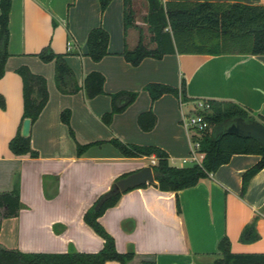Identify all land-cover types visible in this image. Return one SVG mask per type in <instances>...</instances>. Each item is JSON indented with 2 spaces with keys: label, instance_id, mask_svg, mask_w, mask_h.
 I'll list each match as a JSON object with an SVG mask.
<instances>
[{
  "label": "crops",
  "instance_id": "0c3cea01",
  "mask_svg": "<svg viewBox=\"0 0 264 264\" xmlns=\"http://www.w3.org/2000/svg\"><path fill=\"white\" fill-rule=\"evenodd\" d=\"M208 1L264 4V0ZM98 25L109 33L108 53L93 60L86 54V37ZM8 26L9 55L0 77L5 98V107L0 108V190L10 189L18 176L22 205L16 215L0 217V245L25 251H96L103 238L85 223L83 212L112 188L117 176L155 159L153 154L126 157L110 138L158 145L167 151L171 164L183 165L189 162L183 161L189 155V136L180 115L182 110L192 111L194 99L232 100L264 115V53L175 51L159 58L145 56L133 65L120 53L138 40L135 26L124 27V0H109L103 9L99 0H11ZM47 44L65 53L78 84L90 70L102 72L104 92L93 97H86L82 89L61 92L54 81L53 61L37 56ZM21 64L45 76L49 93L30 124L37 156L16 155L8 147L22 114V82L15 71ZM182 79L186 94L182 105L176 93L151 100L144 88L150 81L179 88ZM138 86L142 88L131 103L135 104L104 124L101 114L110 107L109 93ZM68 106L77 141L92 142L80 154L60 119V111ZM148 108L156 120L151 129L143 130L137 115ZM259 157L233 153L206 178L177 192L159 189L155 179L129 188L99 220L114 236L117 250L135 251L127 264H141L143 258H153L157 264H203L214 258L223 235L234 252H264V166L241 191L243 172ZM255 214L259 237L241 241L243 226ZM105 264L119 262L112 259Z\"/></svg>",
  "mask_w": 264,
  "mask_h": 264
},
{
  "label": "trees",
  "instance_id": "16d2710c",
  "mask_svg": "<svg viewBox=\"0 0 264 264\" xmlns=\"http://www.w3.org/2000/svg\"><path fill=\"white\" fill-rule=\"evenodd\" d=\"M101 9L109 0H99ZM143 15L149 31L148 45L139 36L132 48L126 46L120 52L131 64H138L145 56L159 58L164 53H264V4L224 1L195 0H145ZM11 0H0V77L5 71V62L9 55V11ZM136 9L133 0H124V27L137 26L134 21ZM108 31L101 25L92 27L86 37V54L93 60H99L108 53ZM37 56L43 61H53L54 81L63 93H72L82 89L86 97H93L104 92V75L99 70H90L82 84H78L74 71L65 58V53L55 52L49 44L43 46ZM22 82V114L15 133L8 140V147L16 155L29 154L37 156L38 151L31 145L30 134H21L22 120L29 117L35 121L48 100V89L44 75L33 72L26 64L15 68ZM151 100L165 92L178 94L186 99L185 81L181 80L179 88L168 83L150 81L144 85ZM110 109L102 113L101 119L109 123L115 112L124 110L137 96V91L121 89L109 93ZM209 110L203 111L208 126L200 131V149L203 157L200 163L188 162L174 165L169 162L168 153L155 144H138L126 142L118 137L110 138L111 143L126 157L151 155L155 163H151L155 185L161 190H173L192 186L199 180L227 162L233 153H257L259 159L242 174L241 191H244L249 179L264 166V145L253 136H245L236 132L220 129L212 130V126L227 119L243 117L250 120L254 117L264 123V115L232 100L208 98ZM5 107V98L0 93V108ZM255 115V116H254ZM60 119L70 126V108L60 111ZM156 120L151 108L139 112L138 125L143 130L153 127ZM92 142L81 144L76 142L77 154H80ZM124 172L115 181L128 174ZM114 181V182H115ZM142 183L138 186L145 185ZM132 188V187H130ZM19 177L17 176L10 189L0 190V217L16 215L22 205ZM120 190H107L98 195L83 212V220L103 238V245L96 251L69 248L66 251H25L0 245V264H105L107 260H117L119 264L127 262L135 254L134 250L119 251L115 246L114 236L100 222L99 216L116 204ZM176 211L180 213V203L176 195ZM255 214L247 222L239 239L250 242L259 237L256 229ZM141 264H157L153 258H143ZM203 264H264V252H234L227 235L217 242V253L211 261Z\"/></svg>",
  "mask_w": 264,
  "mask_h": 264
},
{
  "label": "water",
  "instance_id": "95a60500",
  "mask_svg": "<svg viewBox=\"0 0 264 264\" xmlns=\"http://www.w3.org/2000/svg\"><path fill=\"white\" fill-rule=\"evenodd\" d=\"M228 125L224 126L222 129L227 131H232L239 133L245 136H253L259 142L264 145V123L259 119H251L246 120L243 117H235L232 119ZM31 120L29 117H25L22 120L21 125V134L28 135L30 130ZM154 180V174L152 170V166L150 164H146L140 167L137 170H134L125 176L118 178L111 190H120L124 191L129 189L130 187L138 186L142 183L151 182Z\"/></svg>",
  "mask_w": 264,
  "mask_h": 264
},
{
  "label": "built area",
  "instance_id": "2783aa9c",
  "mask_svg": "<svg viewBox=\"0 0 264 264\" xmlns=\"http://www.w3.org/2000/svg\"><path fill=\"white\" fill-rule=\"evenodd\" d=\"M178 98L182 105L184 100L180 91L178 92ZM209 108L210 103L207 99L196 98L193 100L192 111L189 109L181 111L180 122L189 136V155L183 159L184 162H201L203 152L200 149L199 134L208 126L203 111L209 110ZM151 163H155V159H152Z\"/></svg>",
  "mask_w": 264,
  "mask_h": 264
},
{
  "label": "rangeland",
  "instance_id": "374dc122",
  "mask_svg": "<svg viewBox=\"0 0 264 264\" xmlns=\"http://www.w3.org/2000/svg\"><path fill=\"white\" fill-rule=\"evenodd\" d=\"M133 4H134V8L136 9V13H135V17H134V21L136 22L135 24L137 25L136 26V33H137V35H138V38H139V36H141V38H142V41L144 42V43H147L148 45H151L152 44V42H151V40H150V36H151V32L149 31V29H148V27H147V24H146V22H144V19H143V15H144V12H145V8H146V6H145V0H133ZM53 67H54V63H53ZM139 88H120V89H117V90H115V91H118V90H121V89H127V90H135V91H137V96H138V94H139V90L142 88L141 86H138ZM115 91H111V92H115ZM110 92V93H111ZM137 96H136V98H137ZM109 98H110V95H109ZM139 98V97H138ZM135 100V99H134ZM132 103V102H131ZM131 103H130V105H131ZM133 104H135V102L133 103ZM133 104L131 105V106H133ZM128 108H129V105L127 106ZM127 107L125 108V109H127ZM68 108H70V126H71V128H72V132H73V135H71L70 133H69V130H68V126L66 125V127H67V131H68V134L71 136V138L72 139H75L76 140V142H78L77 141V139H76V132H75V127L73 126V124H72V121H71V115H72V109H71V107L70 106H68ZM109 109H110V107H109ZM108 109V110H109ZM124 109V110H125ZM124 110H122V111H119V112H115L114 114H113V116H112V118H111V121H112V119L114 118V116L117 114V113H120V112H123ZM104 113V112H103ZM102 115V114H101ZM255 116V115H254ZM180 117H181V115H180ZM252 119H258V118H256V117H254V118H252ZM102 120V119H101ZM251 120V119H250ZM110 121V122H111ZM233 120L232 119H227V120H225V121H223V122H220L219 124H216V125H214V126H212L211 128H212V130H214L215 132L216 131H218V130H220V129H222L224 126H226V125H228L230 122H232ZM102 122L104 123V124H107V123H105L103 120H102ZM109 122V123H110ZM108 123V124H109ZM182 126V125H181ZM30 138H31V131H30ZM79 143H81V144H84V143H88V142H79ZM90 146V144L85 148V149H87L88 147ZM84 149V150H85ZM176 163L178 164L179 162L178 161H176Z\"/></svg>",
  "mask_w": 264,
  "mask_h": 264
}]
</instances>
